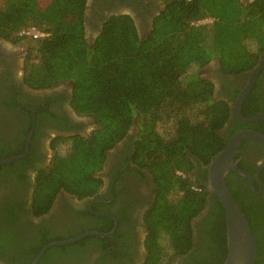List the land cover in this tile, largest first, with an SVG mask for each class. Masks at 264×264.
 Masks as SVG:
<instances>
[{
	"label": "trees",
	"instance_id": "obj_1",
	"mask_svg": "<svg viewBox=\"0 0 264 264\" xmlns=\"http://www.w3.org/2000/svg\"><path fill=\"white\" fill-rule=\"evenodd\" d=\"M87 4L88 0H5L0 5V37L14 44L35 42L26 82L36 89L65 80H73L76 87L93 86V94L83 88L79 97L76 88L73 106L98 123L89 135L54 138L53 161L38 170L33 183L27 174L32 152L0 165V259L32 264L48 243L78 235L55 232L45 221L30 230L28 225L35 223L30 217L49 213L62 192L78 199L96 196L104 184L101 171L109 153L128 138L139 116L133 161L150 172L158 190L145 216L147 255L141 264H224L226 211L208 186V166L238 128L248 125L234 112L242 87L228 88V76L250 73L264 57V0L249 5L240 0H167L149 39L141 38L130 14H116L93 44L85 37ZM209 18L212 21L201 23ZM31 27L47 35H24ZM215 57L225 75L221 90L201 74ZM263 77L264 70L244 103L246 116L264 110ZM28 134L25 130L15 145L0 141V159L24 153ZM227 182L258 236L257 264H264L262 221L260 226L253 218V211L260 209L247 202L257 195L234 171ZM209 204L196 233L194 220ZM104 220L109 222L93 228L111 230L113 219ZM122 221L119 217L120 225ZM116 236H121L120 230L114 236L91 235L54 246L40 264H77L97 248L100 264L112 259L133 262L129 236L121 241Z\"/></svg>",
	"mask_w": 264,
	"mask_h": 264
},
{
	"label": "flooded vegetation",
	"instance_id": "obj_2",
	"mask_svg": "<svg viewBox=\"0 0 264 264\" xmlns=\"http://www.w3.org/2000/svg\"><path fill=\"white\" fill-rule=\"evenodd\" d=\"M240 1L244 5H249L254 0ZM166 6L167 0H88L85 23L87 41L93 44L101 33L105 22L116 14H130L135 19L141 38L147 40L154 30L156 17L163 12ZM208 21H212V19H206L205 22ZM34 45L35 42L30 40L14 44L0 37V141L8 146L15 145L24 137V131L27 130L29 131L27 147L28 139L33 132L29 152V155L32 152L33 161L32 166L27 170L28 178H31L32 183L38 170L49 166L53 161L55 152L51 144L54 138L73 133L89 135L98 127L95 117L88 114L82 115L73 106V102L76 100V83L73 80L62 81L51 88L38 89L26 82L25 76L33 57ZM204 73L216 82L219 90L223 88L225 75L222 72L219 57H215L201 70V74ZM249 75L250 73L247 72L239 76H228V80L232 83L228 88L236 90V88L242 87V90L249 81ZM258 80L259 78L256 83ZM261 89L264 91V77L261 80ZM229 91L226 95L231 92ZM2 102L12 103L15 106L9 107ZM139 120L138 116L128 138L109 153L107 163L101 171L104 184L100 192L96 196L85 199H78L62 192L49 213L40 217L30 215V218L35 222L28 225L30 230L37 228V225L44 221L51 224L55 232H75L78 235L88 231L112 232L117 225L116 230L110 236H114L117 230H120L121 234V236H116V238H120L118 240L121 241V237L123 238L126 234L129 236L133 245L131 256L133 262L131 259L124 261L112 259L107 264L143 263L147 255L146 238L148 234L145 216L155 203L158 190L150 172L147 169H141L133 161L134 143L140 131ZM241 121L248 125L241 126L238 130L253 129L264 133L262 124L264 120L254 123ZM231 124L232 119L226 129ZM67 127L73 128L67 130ZM238 154L239 157L236 156L238 165L252 175L254 186L249 178L243 177L257 195L256 198L247 199L246 197L245 199L248 203L252 202L258 205L260 210L258 213L256 210L253 211V218L259 225L262 221L264 231V179L262 178V174H264V142L247 140L244 144L243 141ZM259 172L261 182L258 178ZM201 179L203 180V178ZM203 181L206 183L207 180ZM235 181L237 186L242 185L239 180ZM256 181L259 188L256 187ZM20 188L24 192L25 188ZM30 194H32V190ZM210 209L209 204L206 211L194 220L196 233H198L197 224L203 219L204 214L209 213ZM119 217L123 218L121 225ZM105 218L113 219L111 230L103 231L93 228L101 227L104 225L103 223L109 222L104 220ZM113 241L117 245V241ZM100 255L101 252L97 248L88 259H83L77 264H100Z\"/></svg>",
	"mask_w": 264,
	"mask_h": 264
},
{
	"label": "water",
	"instance_id": "obj_3",
	"mask_svg": "<svg viewBox=\"0 0 264 264\" xmlns=\"http://www.w3.org/2000/svg\"><path fill=\"white\" fill-rule=\"evenodd\" d=\"M262 70H264V57L250 72L249 81L239 93L234 104L235 114L245 122L254 123L264 120V111L252 116H246L242 112L244 103L246 102L249 94L254 88ZM32 134L33 132L28 139L26 152L24 154L13 155L5 159H0V165L23 157H27L30 152V142L32 139ZM245 140L264 142V133L253 129H241L236 131L229 138L223 150L213 159L211 164L208 166V186L219 196L226 211L228 230V255L224 264H257L259 256L258 236L254 232L247 215L241 209L239 203L236 201L227 182V176L234 171L239 175L249 178L252 186H254L252 175L239 167L236 158L237 154L239 153L240 146ZM258 178L260 180V172L258 173ZM116 228L117 225L112 232L88 231L65 240L50 242L42 248L32 264H40L46 252L54 246L74 243L89 235L110 236L116 230ZM0 264L10 263L0 259Z\"/></svg>",
	"mask_w": 264,
	"mask_h": 264
},
{
	"label": "built area",
	"instance_id": "obj_4",
	"mask_svg": "<svg viewBox=\"0 0 264 264\" xmlns=\"http://www.w3.org/2000/svg\"><path fill=\"white\" fill-rule=\"evenodd\" d=\"M205 22V21H203ZM24 35H27L31 38H40V37H43L45 35H47L45 32L39 30L37 27H31V28H28L26 29L24 32H23Z\"/></svg>",
	"mask_w": 264,
	"mask_h": 264
},
{
	"label": "rangeland",
	"instance_id": "obj_5",
	"mask_svg": "<svg viewBox=\"0 0 264 264\" xmlns=\"http://www.w3.org/2000/svg\"><path fill=\"white\" fill-rule=\"evenodd\" d=\"M5 0H0V5L4 2ZM244 19V16H243V18H242V20ZM206 21V20H205ZM86 37V36H85ZM87 39V38H86ZM80 43H81V41H80ZM204 76H209L208 74H206V73H204ZM78 85H77V96L79 97V95L82 93V91L85 89V91H87L88 93H90V94H93L94 92H95V89L93 88V86H89V87H87V86H80V83H77ZM84 88V89H83ZM76 96V97H77ZM83 115V114H82Z\"/></svg>",
	"mask_w": 264,
	"mask_h": 264
}]
</instances>
